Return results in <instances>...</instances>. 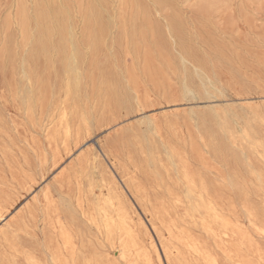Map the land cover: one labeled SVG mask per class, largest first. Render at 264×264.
I'll use <instances>...</instances> for the list:
<instances>
[{"label":"rangeland","instance_id":"1","mask_svg":"<svg viewBox=\"0 0 264 264\" xmlns=\"http://www.w3.org/2000/svg\"><path fill=\"white\" fill-rule=\"evenodd\" d=\"M10 1L0 0V236L85 154L117 181L112 162L144 181L173 172L171 153L193 170L201 154L219 166L212 180L235 174L234 218L252 238L242 253L264 264V0H104L92 10L44 0L40 22ZM133 208L164 262L150 213Z\"/></svg>","mask_w":264,"mask_h":264},{"label":"bare ground","instance_id":"2","mask_svg":"<svg viewBox=\"0 0 264 264\" xmlns=\"http://www.w3.org/2000/svg\"><path fill=\"white\" fill-rule=\"evenodd\" d=\"M103 3L88 0L84 6L102 9ZM46 5L44 0H11L8 8L21 13L33 9L40 22ZM147 128L156 136L160 134L156 124H147ZM212 156L216 159L215 152ZM94 158L85 154L73 176L45 188L17 225L1 234L0 264H186L189 259L184 254L194 264H249L247 253L242 251L252 238L234 218V173L212 180L208 174L211 170L219 173V166L203 155L191 157L202 166L193 170L188 157L171 153L170 158H176L171 161L173 172L166 178L145 176L142 181L146 186L137 174L112 162L117 181L112 173L100 171ZM133 202L145 214L150 213L148 224L164 262L147 226L137 219ZM243 209L253 226V216L245 204ZM155 220L168 232V241ZM191 228L202 234L194 236ZM255 230L264 236V228L255 224Z\"/></svg>","mask_w":264,"mask_h":264}]
</instances>
